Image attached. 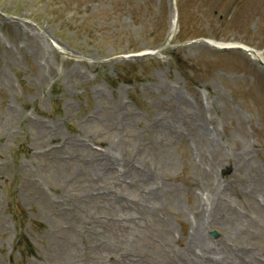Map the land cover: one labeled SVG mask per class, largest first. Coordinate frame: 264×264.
Listing matches in <instances>:
<instances>
[{"label": "rangeland", "instance_id": "obj_1", "mask_svg": "<svg viewBox=\"0 0 264 264\" xmlns=\"http://www.w3.org/2000/svg\"><path fill=\"white\" fill-rule=\"evenodd\" d=\"M14 259L264 264V0H0V264Z\"/></svg>", "mask_w": 264, "mask_h": 264}, {"label": "bare ground", "instance_id": "obj_2", "mask_svg": "<svg viewBox=\"0 0 264 264\" xmlns=\"http://www.w3.org/2000/svg\"><path fill=\"white\" fill-rule=\"evenodd\" d=\"M172 29H174V24H173V28ZM214 45H216V44H214ZM218 46H222V45H224V44H217ZM230 46L232 45V44H229ZM233 45H235V44H233ZM255 54V53H254ZM156 55L158 56L159 55V53H156ZM256 55V54H255ZM255 57H258V55H256ZM202 248H204V249H207V248H205L204 247V245L202 246ZM206 256V255H205ZM205 261H206V259H205Z\"/></svg>", "mask_w": 264, "mask_h": 264}]
</instances>
